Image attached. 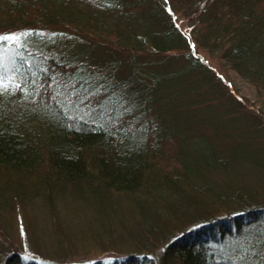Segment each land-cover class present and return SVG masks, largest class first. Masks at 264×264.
<instances>
[{
    "label": "trees",
    "instance_id": "obj_1",
    "mask_svg": "<svg viewBox=\"0 0 264 264\" xmlns=\"http://www.w3.org/2000/svg\"><path fill=\"white\" fill-rule=\"evenodd\" d=\"M262 119L264 0H0V264H264Z\"/></svg>",
    "mask_w": 264,
    "mask_h": 264
},
{
    "label": "rangeland",
    "instance_id": "obj_2",
    "mask_svg": "<svg viewBox=\"0 0 264 264\" xmlns=\"http://www.w3.org/2000/svg\"><path fill=\"white\" fill-rule=\"evenodd\" d=\"M172 19L174 20V22H175V24L178 26V28L185 34V35H187V36H190V33H191V28H192V30H194V28H196L197 27V24H193V25H191L190 23H189V21L187 20V17H185L184 16V13H183V11H180V10H178L176 13H174L173 15H172ZM192 35H193V38H194V33H192ZM195 40V39H194ZM192 42V41H191ZM192 44H194L193 42H192ZM193 46V45H192ZM194 48H195V53H196V56L197 57H199L202 61H205L207 64H208V66L215 72H220V74H227V71L224 69V67L221 65V63L218 61V59L217 58H215V57H211V55H210V53H208V51L207 50H205V49H203V48H199V47H197V45L196 46H194ZM211 70V71H212ZM226 73H225V72ZM225 76H227V78L228 79H230L233 83H234V85L236 86V88L238 89V94L246 101V103H247V105L249 104V105H254L256 108H257V105H258V102H257V99H256V97L254 96L255 95V92H254V88L253 87H251L249 84H247L246 82H240V84L238 83V80H236L235 79V76L233 75H231V74H227V75H225ZM201 93V92H200ZM200 93H199V95L196 97V100H199V102H196L197 104L196 105H194V108H195V106H200V107H206V106H209L211 103H212V101H205V100H202V99H204V96H202V95H200ZM247 105H244V106H242V109H241V112H240V117H241V119L243 120V117L244 118H248V119H250V118H254L255 119V121L257 122V119L255 118V117H253V112H252V110L250 111V110H247V108H248V106ZM245 110H247L248 111V113H246V112H244ZM185 114V112L184 113H182V116H181V121H180V124L182 123V117H187V116H185L184 115ZM252 114V115H251ZM260 114H262V113H260ZM217 118V117H216ZM208 120L209 119H204L203 120V122H205V123H207V124H205V125H208ZM251 120V119H250ZM263 120V119H262ZM262 120H260L259 122L264 126V120L262 121ZM173 121V120H172ZM184 121H186V119H184ZM169 123H171L172 125L173 124H176V122H171V121H168ZM184 125H183V130L182 131H184V133H180V135L179 136H177V139L176 140H178L180 143L182 142V144H180L179 146H177V147H175V148H173L172 149V147H171V151H174V150H178L179 152H184V150H186L188 147V145L187 144H183L184 142H183V140H184V138L186 137V135H184V134H187V132H188V130H186V128H188L187 127V125H186V123L184 122L183 123ZM176 126V125H175ZM189 126V125H188ZM212 126H213V124H212V122H211V120H210V127H211V129H212ZM232 127H234V126H231L230 128H232ZM183 154V153H182ZM242 175V174H241ZM244 176H245V174H244ZM252 179L253 180H255V182L259 185V187H261L262 189H264V171H262V172H260L259 173V175H252ZM256 183H254V184H256ZM256 184V185H257ZM223 211V210H222ZM221 211V212H222ZM34 227L35 228H37L38 229V231H39V226L36 224V226L34 225L33 227L29 224V222H26V225H24V228H22V230H23V232L25 233V237H24V235H23V233L22 232H20V230L19 229H21V227L19 226V225H15V227H14V229H15V231L13 232L14 233V235H15V238L14 239H16L15 241L16 242H20L21 244H24L25 243V241H26V238H27V241H29L28 243H29V247L30 246H32L31 245V243H32V241H31V234L30 233H32L33 232V230H34ZM245 229V226H243L242 227V230H244ZM31 242V243H30ZM80 252H82V251H80Z\"/></svg>",
    "mask_w": 264,
    "mask_h": 264
}]
</instances>
